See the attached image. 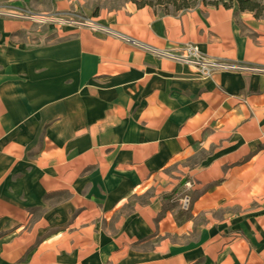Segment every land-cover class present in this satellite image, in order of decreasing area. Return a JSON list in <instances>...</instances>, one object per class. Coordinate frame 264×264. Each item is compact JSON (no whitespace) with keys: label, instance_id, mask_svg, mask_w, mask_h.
I'll list each match as a JSON object with an SVG mask.
<instances>
[{"label":"crops","instance_id":"1","mask_svg":"<svg viewBox=\"0 0 264 264\" xmlns=\"http://www.w3.org/2000/svg\"><path fill=\"white\" fill-rule=\"evenodd\" d=\"M0 6L85 21L0 17V264H264V73L206 79L148 50L264 68V17Z\"/></svg>","mask_w":264,"mask_h":264},{"label":"built area","instance_id":"2","mask_svg":"<svg viewBox=\"0 0 264 264\" xmlns=\"http://www.w3.org/2000/svg\"><path fill=\"white\" fill-rule=\"evenodd\" d=\"M0 17L15 18L21 20H28L30 22L44 24L47 22L78 25L82 22L77 21L76 18L64 17L60 14L45 15L40 13H32L30 11L9 7L0 6ZM160 57L170 59L175 62L185 64L195 68L202 78H210L216 72H257L264 73V68L247 66L237 63H232L222 59L210 58L203 54L198 45L193 43H186L178 46L173 50H156L148 49ZM194 182L189 181L184 184L183 190L178 197V203L182 211H189L192 205L191 190L193 189Z\"/></svg>","mask_w":264,"mask_h":264},{"label":"trees","instance_id":"3","mask_svg":"<svg viewBox=\"0 0 264 264\" xmlns=\"http://www.w3.org/2000/svg\"><path fill=\"white\" fill-rule=\"evenodd\" d=\"M134 3L138 8L149 6L155 10L156 6H162L164 9L166 7L171 6L173 8V12L165 11L161 12V14H175L180 11H187L195 8L196 6L203 4L206 6L219 7L222 6L224 8H233L237 7L238 11H249L254 14L256 18L264 17V3L259 2L257 0H157L155 3L150 2L149 0H129Z\"/></svg>","mask_w":264,"mask_h":264},{"label":"rangeland","instance_id":"4","mask_svg":"<svg viewBox=\"0 0 264 264\" xmlns=\"http://www.w3.org/2000/svg\"><path fill=\"white\" fill-rule=\"evenodd\" d=\"M119 1H122V0H119ZM150 2H152V3H155L157 0H149ZM167 9H164V7H160V6H156V8H155V10L157 11V12H159V13H161V12H165V11H169V12H173L174 10H173V8L171 7V6H168V7H166ZM62 16V15H61ZM62 18H64V16H62ZM77 19V21H79V22H85L84 20H81L80 18L78 19V18H76ZM66 25V24H65Z\"/></svg>","mask_w":264,"mask_h":264}]
</instances>
